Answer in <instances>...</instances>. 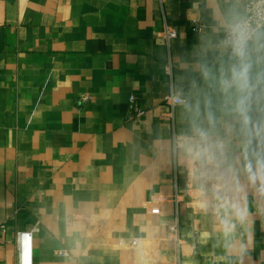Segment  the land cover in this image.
Wrapping results in <instances>:
<instances>
[{
  "label": "crops",
  "instance_id": "1",
  "mask_svg": "<svg viewBox=\"0 0 264 264\" xmlns=\"http://www.w3.org/2000/svg\"><path fill=\"white\" fill-rule=\"evenodd\" d=\"M245 1L0 0V264L36 226L33 264H264V29L245 56L224 31Z\"/></svg>",
  "mask_w": 264,
  "mask_h": 264
},
{
  "label": "built area",
  "instance_id": "2",
  "mask_svg": "<svg viewBox=\"0 0 264 264\" xmlns=\"http://www.w3.org/2000/svg\"><path fill=\"white\" fill-rule=\"evenodd\" d=\"M204 25H200L198 22H194L193 30L201 32L204 29ZM264 29V0H246L244 3V16L243 18L228 23L224 27L225 37L229 46V50L233 54H237L236 46L237 41H242L243 55L250 53V47L254 41L256 35ZM163 37L169 42L177 37V32L170 26L166 25L162 31ZM167 70H171V65L167 66ZM135 100V96L131 97V101ZM163 101L171 108V114L173 116L174 110L180 104L186 102V99L180 95L174 89H171L165 96ZM142 111L138 110L136 115H141ZM174 152L177 153L178 149L182 146L181 140L177 133L173 135ZM180 195L175 194V200H179ZM177 223L170 226V231L177 232ZM39 231V227L36 226L32 230L18 231L16 233V245L18 264H33L34 242L33 237L35 232ZM8 232V226L6 223L0 224V247L6 241ZM66 254V252H63Z\"/></svg>",
  "mask_w": 264,
  "mask_h": 264
},
{
  "label": "clouds",
  "instance_id": "3",
  "mask_svg": "<svg viewBox=\"0 0 264 264\" xmlns=\"http://www.w3.org/2000/svg\"><path fill=\"white\" fill-rule=\"evenodd\" d=\"M236 52L239 55H243V47H242V41H237V46H236ZM233 78L237 82L241 84V86H245L247 82V66H244L241 70H233Z\"/></svg>",
  "mask_w": 264,
  "mask_h": 264
}]
</instances>
